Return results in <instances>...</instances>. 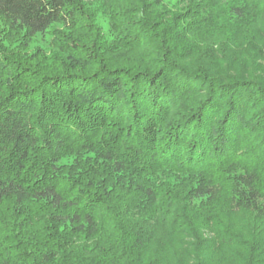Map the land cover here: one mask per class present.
I'll return each instance as SVG.
<instances>
[{
	"label": "trees",
	"instance_id": "trees-1",
	"mask_svg": "<svg viewBox=\"0 0 264 264\" xmlns=\"http://www.w3.org/2000/svg\"><path fill=\"white\" fill-rule=\"evenodd\" d=\"M182 3L0 0L67 29L0 41V264H264V0Z\"/></svg>",
	"mask_w": 264,
	"mask_h": 264
},
{
	"label": "rangeland",
	"instance_id": "rangeland-1",
	"mask_svg": "<svg viewBox=\"0 0 264 264\" xmlns=\"http://www.w3.org/2000/svg\"><path fill=\"white\" fill-rule=\"evenodd\" d=\"M104 0H85L87 7H89L95 15V20L98 26H100L103 30V32L108 36V38H111V25H110V18H109V10L107 8H102L101 4ZM183 0H162V7H171L172 9L177 8L180 5H183ZM0 29L2 32V35H6L7 27L0 19ZM63 30L64 33L67 32V29L62 24L56 23L52 25L47 31L43 33H39L36 36H34L32 39L27 41L24 45H22L23 40V33L19 32L18 35L15 36V38L11 39H5L2 37V40L0 41L4 42L5 47L8 51H19V56L25 57H32L34 60L37 59L34 55L36 52H39L40 56L42 54H45L46 56L54 54V52H60L59 48H57L61 43H59V39L57 32ZM6 37V36H5ZM4 39V40H3ZM21 42V44H20ZM24 47L23 50L21 47ZM63 53L61 52V55ZM240 222L247 223L248 218L242 217L239 218Z\"/></svg>",
	"mask_w": 264,
	"mask_h": 264
}]
</instances>
